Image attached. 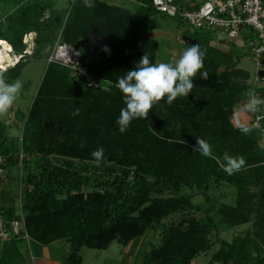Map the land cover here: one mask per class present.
<instances>
[{
    "label": "trees",
    "instance_id": "obj_1",
    "mask_svg": "<svg viewBox=\"0 0 264 264\" xmlns=\"http://www.w3.org/2000/svg\"><path fill=\"white\" fill-rule=\"evenodd\" d=\"M18 1L25 2L13 4L10 13L0 17V39L14 52L24 51V37L34 33L35 49L30 60L44 57L46 61L59 36L61 43L80 53L81 65L89 74L110 85L108 91L89 90L67 68L47 64L27 113L22 151L31 150L32 142L39 138L38 132L44 129V123L57 108H64L63 114L70 124L73 123L72 113L78 108L79 113H86L89 123L96 125L95 129H109V134L116 136L126 156L133 159L130 165L136 167L134 172L109 167L101 173L91 168L84 176L71 171L73 181L66 189L77 191L87 186L102 191L90 199L83 198L81 193L67 199L57 198L50 181L62 174L63 169L54 168L53 164L43 167L38 189L25 191L21 207L25 232L30 240L43 246L65 242L69 249L63 262L82 264L81 249L102 251L114 241L127 246L143 237L151 225L159 224L167 215L185 207L192 209L187 199H159L166 194L195 188L205 195L214 182L232 185L243 194L251 185L264 182V144L260 145L264 139V118L261 120L263 132L250 121L247 127L252 131L247 135L230 124L234 110L248 99L245 92L249 90V84L235 63L231 70L228 66L224 71L219 70L227 59L208 47L202 40L205 39L203 33L190 35L185 32L184 37L194 40L205 53L201 72L207 71L208 75L202 77L197 73L194 88L186 98L179 97L171 105L163 100L157 102L145 120L132 121L128 130L120 134L115 122L125 105L116 82L144 54L151 62L156 60L157 43L143 35L144 31L154 27L152 17L157 14L151 0H131L138 4L134 12L110 6L105 0H94L93 8H86L83 0H68L67 9H56L62 0ZM11 2L0 0V9ZM45 12L49 17L41 21ZM247 36L254 40L251 31ZM105 47L108 52L103 51ZM26 64H19L0 75L7 74V81H14ZM200 78L201 89V85H196ZM250 90L258 98H264V86ZM258 115L264 116V113ZM4 132L5 129L0 127V139ZM200 139L212 146L215 159L203 157L196 151V141ZM8 149L0 146V154L8 156L11 165L18 161V156L9 153ZM75 150L73 147L60 150L56 146L53 152L68 157L73 151V157ZM225 153L243 157L244 168L233 175L224 172L220 164ZM243 175L247 177L245 180L241 179ZM36 180V177L28 179L31 184ZM4 197L5 219L9 222L20 219L11 196ZM0 203L3 204L1 198ZM177 228L170 227L165 231L161 247L152 250L143 264H190L205 247L207 231L197 225L187 232ZM21 240H12L5 246ZM223 251L226 253L223 264H262L255 263L240 240L224 244ZM8 253L5 249L4 260L10 258Z\"/></svg>",
    "mask_w": 264,
    "mask_h": 264
},
{
    "label": "rangeland",
    "instance_id": "obj_2",
    "mask_svg": "<svg viewBox=\"0 0 264 264\" xmlns=\"http://www.w3.org/2000/svg\"><path fill=\"white\" fill-rule=\"evenodd\" d=\"M24 2L12 0L7 7L0 9V17L8 15L14 5H21ZM68 7V0H62L56 9H67ZM57 42H61L59 36L53 43L51 50ZM33 49H35V45ZM237 54L240 57L237 68L244 74L246 84H249V90L245 92L248 98V94L252 91L250 89L257 87L254 84L255 60L249 47L239 49ZM163 55V52L160 53L159 58L161 59ZM164 60L167 58L165 57ZM159 61L163 62V60ZM234 63L236 65L237 61L235 60ZM46 64L45 58L42 57V59H31L24 65L20 77L9 82L17 80L22 82L24 86L21 93L9 111L0 115V127L5 129L0 139L1 148L8 149V147L13 146L12 149H8V152L18 157L22 155L21 160L18 159L9 165L8 175L4 180H7L9 189L3 190L11 196L10 199L13 201L18 215H22L21 207L25 191L33 192L38 189L39 178L44 170L43 167L46 165L53 164L52 167H62L63 169L62 174H58L50 181L56 197L60 199H67L80 193L83 198L90 199L95 193H102L99 188L87 186L81 187L77 190L78 192L72 188L66 189L69 183L73 181L70 176L71 171H77L79 175L84 176L89 173L91 168L95 169L93 171L97 173H101L109 167L127 168L132 172L136 169L135 166L130 165L133 159L126 156L121 142L114 134H109L111 132L109 129V131L95 129L96 125L89 123L86 113H79L73 117L72 124L67 123L68 120L63 114V107H60V110L57 108L55 112L50 114L49 121L44 123V129L42 128L43 130L38 132L39 138L36 142H32L31 150L22 151L21 143L27 113ZM234 67V64L228 65L230 70ZM226 68V63H223L219 70L224 71ZM3 76L6 79L7 74ZM196 83L199 87L202 84V79L200 78ZM201 88H203L202 85ZM193 93L197 94V92ZM194 100H196L195 97ZM243 102L230 117V124L237 129L240 128V125L247 127L252 120L250 113L241 111L246 101ZM261 108L262 112L260 113H264V105ZM14 115H16L17 122L6 127L5 124L9 122L7 118L9 117L12 121ZM262 144H264V139L262 142L260 141V145ZM56 146H59L60 150L73 147L76 149L74 156L72 157L73 151H70L68 157L56 153L57 151L53 152ZM98 148L104 149V157L99 166L91 155ZM29 177H36L37 182L29 183ZM246 178V175H243L241 179L245 180ZM153 198L158 199L157 197ZM178 198L187 199L193 206L192 209L185 207L167 215L159 224L151 225L143 237L132 241L127 246H122L114 241L108 249L102 251L83 248L81 249L82 264H143L145 257L152 250L161 247L162 238L167 229L178 227L177 229L182 232H187L195 225L204 227L207 236L204 243L205 247L196 254L190 264H223V258L226 257L223 245L233 244L235 240H240L247 246V251L255 263L264 264V182L251 185L243 194H239L232 185L214 182L209 186L205 195H202L201 191L195 188H183L179 193L166 194L159 199L173 200ZM64 243H59L56 245L57 247L52 249L48 248V253L53 257H62L68 251V246ZM27 258L29 261L31 260L30 253L27 254Z\"/></svg>",
    "mask_w": 264,
    "mask_h": 264
},
{
    "label": "built area",
    "instance_id": "obj_3",
    "mask_svg": "<svg viewBox=\"0 0 264 264\" xmlns=\"http://www.w3.org/2000/svg\"><path fill=\"white\" fill-rule=\"evenodd\" d=\"M151 5L158 14L182 22L190 35L197 32H221L229 41H235L245 31H251L255 36L251 45L255 60L254 84L264 85V0H208L195 10H187L175 0H151ZM48 17L47 12L41 21ZM34 38L35 34L32 33L24 37L26 48L21 53L14 52L6 41L0 39V73L30 60L34 50ZM46 63L67 68L86 89L108 91L110 88L107 82L98 80L82 67L81 55L77 50L61 42L55 44ZM250 114L254 127L263 132L261 120L264 116ZM18 159L21 160L22 155ZM9 165V157L0 154V182L6 179ZM16 239L29 240L23 216L20 215L18 220L7 221L0 203V243L7 244Z\"/></svg>",
    "mask_w": 264,
    "mask_h": 264
},
{
    "label": "clouds",
    "instance_id": "obj_4",
    "mask_svg": "<svg viewBox=\"0 0 264 264\" xmlns=\"http://www.w3.org/2000/svg\"><path fill=\"white\" fill-rule=\"evenodd\" d=\"M83 4L86 8L95 7L94 0H83ZM103 51L108 52L107 47ZM204 56L205 53L198 44L189 46L174 63H153L149 56L144 54L139 62L116 82L125 105L115 122L119 133L124 134L132 121L145 120L157 102L163 100L164 103L171 105L179 97L186 98L194 88L193 81L197 73L202 77L208 75L207 71L201 72L204 67ZM23 86L19 80L9 83L0 75V115L6 114L13 106ZM262 105L264 98H258L255 93H250L241 111L260 113ZM72 115H79V109L77 108ZM239 130L247 135L252 128L240 125ZM196 151L203 157L215 159L212 146L203 139L196 141ZM91 155L99 166L104 157V149L98 148ZM245 163L243 157H233L225 153L220 167L228 175H233L241 171Z\"/></svg>",
    "mask_w": 264,
    "mask_h": 264
},
{
    "label": "crops",
    "instance_id": "obj_5",
    "mask_svg": "<svg viewBox=\"0 0 264 264\" xmlns=\"http://www.w3.org/2000/svg\"><path fill=\"white\" fill-rule=\"evenodd\" d=\"M206 1L208 0H178L179 4H177L187 10H195ZM105 2L110 6L121 7L127 9L130 12H134V10H136V8L138 7V4L131 0H105ZM152 21L154 23V27L151 30L144 31L143 35L144 37L149 38L157 43L156 60L154 63H161L162 61L159 60H163V62L167 61L165 63H174L177 59H179L180 55H182V53L190 46L185 44L183 41L184 33L187 32L186 27L182 23H178L176 20L166 18L165 16L158 13L152 17ZM199 34L205 36V39L202 38V40L207 42L209 48L220 53L227 59L226 66H228L229 64L233 65L235 60L237 61L238 66L240 59L237 54L238 50L244 47H249L250 49H252L251 45L255 40V37L254 40L248 39L247 35L249 34V30L241 34V36L235 41H229L221 32H200ZM161 50L164 55L160 59L159 54L162 53ZM165 57L167 58V60H164ZM22 73L23 69L21 70L18 77H20ZM7 120L9 122L5 124L6 127L10 126L11 124L14 125L17 122L16 115L12 116V121L11 119H9V117L7 118ZM6 181L0 182V198L3 203L2 206H6V203L4 201V199L6 198L4 196L8 195V193L4 192L3 190L9 189ZM59 243L62 242H56L47 246H43L30 239H22L21 241L14 242V244L11 243L7 246L0 243V264H65L63 262V257L66 253L60 258H57L55 256L53 257L48 253V248H55V246ZM67 246L69 249L68 244ZM5 249L7 250V253L9 252L8 254H11L8 260L3 259V252H5ZM28 253H30V261L27 258Z\"/></svg>",
    "mask_w": 264,
    "mask_h": 264
},
{
    "label": "water",
    "instance_id": "obj_6",
    "mask_svg": "<svg viewBox=\"0 0 264 264\" xmlns=\"http://www.w3.org/2000/svg\"><path fill=\"white\" fill-rule=\"evenodd\" d=\"M183 41H184L185 44L190 45V46H191L192 44H197L195 41L191 40V39L188 38V37H184V38H183Z\"/></svg>",
    "mask_w": 264,
    "mask_h": 264
}]
</instances>
